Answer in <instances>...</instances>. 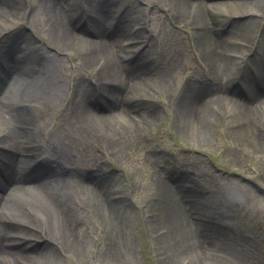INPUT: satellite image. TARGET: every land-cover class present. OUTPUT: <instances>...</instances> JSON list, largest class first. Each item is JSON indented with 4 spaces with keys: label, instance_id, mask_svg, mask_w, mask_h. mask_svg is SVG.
Wrapping results in <instances>:
<instances>
[{
    "label": "bare ground",
    "instance_id": "6f19581e",
    "mask_svg": "<svg viewBox=\"0 0 264 264\" xmlns=\"http://www.w3.org/2000/svg\"><path fill=\"white\" fill-rule=\"evenodd\" d=\"M81 1L79 8L86 13V25L73 21L79 18L78 7L71 20L54 4L48 11L51 47L73 52V57L82 55V65L96 70L94 89L83 78L77 81L72 93L82 91L83 97L66 110L68 127L80 139H113L117 152L139 143L134 126L143 119L134 114L127 101L147 100L158 89L171 93L174 121L180 123L181 135L202 138L222 112L229 120L233 145L264 154V0H168L173 22L190 31L198 58L212 75L198 88L187 82L176 92L170 91L162 70L159 85H152L160 68L144 64L140 53L130 54L141 30H130L133 20L129 15L122 16L124 21L115 19L109 13V0ZM18 8V0H0V19H11ZM221 10L239 15L228 23L226 36L215 31L220 24L216 12ZM69 21L79 32L70 30ZM0 24L4 27L0 33L8 31L5 20ZM24 37L0 36V63H4V67L0 64V264H62L65 255L72 258L71 264H129L131 244L122 237V230L132 205L112 195L117 189L109 184L102 169L81 175L77 167H65L63 164L70 160L62 140L53 134L42 145L39 131L31 126L36 122V111H48L57 77L55 58L19 54ZM148 39L146 36L144 42ZM151 39L159 40L157 36ZM248 54L254 59L244 63ZM250 66L260 73L258 88H233L231 76ZM126 69L130 76L137 74L133 83L123 74ZM14 72L16 75L10 76ZM216 80L227 83L225 93L216 91ZM140 90H145V95L151 92L150 97L140 95ZM150 116L156 117V111ZM37 148L47 156L34 165L24 154L34 149L37 152ZM185 177L184 173L173 174L169 183L161 179V191L151 199L158 213L147 221L159 264H176L180 256H185L188 264H249L243 254L232 250L235 240L230 239V247L224 242L229 235H224L221 222L228 215L213 211L207 222L199 212L202 194L179 185ZM79 189L82 197L75 198L73 194ZM88 216L100 233L95 249H88L86 235L77 233L78 228L89 224ZM158 225L162 233L155 231Z\"/></svg>",
    "mask_w": 264,
    "mask_h": 264
},
{
    "label": "rangeland",
    "instance_id": "374dc122",
    "mask_svg": "<svg viewBox=\"0 0 264 264\" xmlns=\"http://www.w3.org/2000/svg\"><path fill=\"white\" fill-rule=\"evenodd\" d=\"M18 2L19 8L11 19H0V22L5 20L6 25L10 26L8 31H3L0 36L3 35L5 38L15 34L25 36L19 46L20 55L25 53L24 48H29L30 51L33 50L30 53L31 58L50 56L55 58L56 66L54 73L57 77V89L51 96L49 109L46 112L41 110V113L39 110L36 111V122L31 126L39 131V143L42 145L53 134H57V138L62 140V147L70 160L63 164L65 167L71 169L77 167L81 175L102 169L108 175L109 184L117 188L118 193L115 192L114 195L113 192L112 195L120 196L132 205L127 213V224L122 230V237L131 244L129 264H159V256L151 241L147 221L156 217L158 213L156 207L151 204V199L160 193L161 188L159 191L158 184L161 183V179L169 183L173 174L183 173L186 177L180 180L179 185L187 191L192 188L202 194L203 203L199 212L204 213L207 222L209 214L213 211L228 215L221 222V226L225 228L224 235H229L224 239L225 244L230 247V239L235 240L232 250L243 254L249 264H264V167L261 166L264 154L255 153L243 145H233L235 142L229 139V120L222 112L218 113V118L202 138L196 139L194 136L193 138L191 134L181 135L180 123L177 119L174 121L175 105L169 96L171 93L158 89L151 98H146L147 100L127 101L134 114L143 119L134 126L139 143L117 152L111 143L113 139L106 137L93 139V136L87 140L80 139L73 129L68 127L65 120L66 110L69 105L83 97L82 91L72 93V87L83 78V82L93 88L95 84L93 74L96 70L91 65L86 67L82 65V55L73 57V52L65 50L58 52V49L51 47L49 36L52 23L48 11L51 4H54L65 13L67 20H71L78 7L79 18L73 21L86 25V13H82L84 9L79 8L82 1L18 0ZM109 7V13L119 15L117 18L119 20L124 21L125 18L122 16L125 14L132 18L130 30H141L140 38L130 49V54L140 53L144 64H148L152 69L160 68L155 77L157 82L152 85H159L161 70L165 72L164 81L168 82L171 92L180 90L187 82L192 83L194 88L209 82L208 79H211L212 75L198 58L190 31L183 28L182 24L173 22L168 0H109ZM225 11L216 12V17L220 20L215 30L218 36L224 34L226 36L228 23L239 19V15H228L231 11ZM75 23L69 21L67 25L71 31L79 32L74 26ZM1 28L4 27L0 24V31ZM146 36H149L147 45L142 43ZM151 36H157L159 40H152ZM147 46L149 49L146 51ZM57 48L61 49V46L57 45ZM251 56L248 55L246 61L254 59ZM0 64L4 67V63ZM122 64L126 67V62L123 61ZM244 66L245 64L239 69H243ZM9 74L16 75L15 72ZM128 76L132 83L136 81L135 77H138L136 73ZM242 77L243 82L240 83ZM231 78V86L234 88L239 85L242 90H253L260 84V73L252 67L245 71L241 70L238 74L234 73ZM215 88L216 91L225 93L227 83L221 85L216 80ZM142 91L140 90V95L144 97L151 95V92L145 95ZM32 105L36 106L37 110L38 105L34 103ZM117 109H120V105ZM154 110L157 116L148 117ZM1 148L0 145V150ZM29 156L32 163L43 157L41 153ZM184 185L189 188H185ZM82 193L79 189L73 196L82 197ZM87 220L89 224L78 228L77 233L79 235L84 233L90 242L88 249H95L98 248V241L101 239H98L100 233L95 228L93 218L88 216ZM159 226L155 231L158 229L162 233L163 230H160L162 227ZM63 259L62 264L74 263L69 255L63 256ZM175 262L188 264L185 256L177 257Z\"/></svg>",
    "mask_w": 264,
    "mask_h": 264
}]
</instances>
